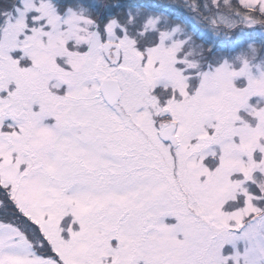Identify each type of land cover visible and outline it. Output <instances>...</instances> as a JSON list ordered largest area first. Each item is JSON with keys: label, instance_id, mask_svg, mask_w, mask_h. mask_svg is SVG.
<instances>
[{"label": "snow or ice", "instance_id": "1", "mask_svg": "<svg viewBox=\"0 0 264 264\" xmlns=\"http://www.w3.org/2000/svg\"><path fill=\"white\" fill-rule=\"evenodd\" d=\"M0 264H264V0H0Z\"/></svg>", "mask_w": 264, "mask_h": 264}]
</instances>
